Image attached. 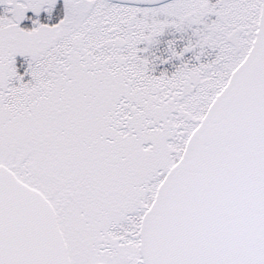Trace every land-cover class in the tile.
<instances>
[{"label": "snow or ice", "instance_id": "6c2138e0", "mask_svg": "<svg viewBox=\"0 0 264 264\" xmlns=\"http://www.w3.org/2000/svg\"><path fill=\"white\" fill-rule=\"evenodd\" d=\"M0 264H264V0H0Z\"/></svg>", "mask_w": 264, "mask_h": 264}]
</instances>
